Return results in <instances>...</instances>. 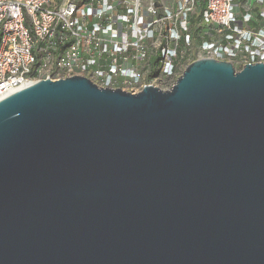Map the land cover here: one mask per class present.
<instances>
[{"label":"water","instance_id":"1","mask_svg":"<svg viewBox=\"0 0 264 264\" xmlns=\"http://www.w3.org/2000/svg\"><path fill=\"white\" fill-rule=\"evenodd\" d=\"M0 264H264V64L1 99Z\"/></svg>","mask_w":264,"mask_h":264},{"label":"built area","instance_id":"2","mask_svg":"<svg viewBox=\"0 0 264 264\" xmlns=\"http://www.w3.org/2000/svg\"><path fill=\"white\" fill-rule=\"evenodd\" d=\"M203 58L264 64V0H0V100L73 76L168 90Z\"/></svg>","mask_w":264,"mask_h":264}]
</instances>
